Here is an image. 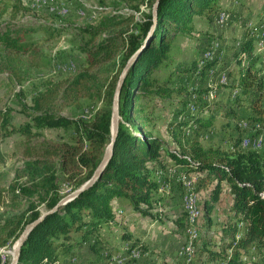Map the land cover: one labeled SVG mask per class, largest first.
<instances>
[{
  "label": "trees",
  "instance_id": "16d2710c",
  "mask_svg": "<svg viewBox=\"0 0 264 264\" xmlns=\"http://www.w3.org/2000/svg\"><path fill=\"white\" fill-rule=\"evenodd\" d=\"M125 1L135 10L140 11L141 4L150 10L142 13L141 20H135L129 13L114 12L103 16L95 26L78 28L81 34L88 36L87 45L83 48L88 67L73 77L56 82L46 95L34 97L30 109L40 113L32 114L29 122L17 128L19 133L28 137L37 135L32 132L33 128H63L73 132L71 142L55 144L54 149L70 190L77 189L90 178L110 141L114 90L126 62L137 53L122 83L118 130L109 163L91 187L48 214L29 232L21 246L17 264H55L60 257L77 255V249L85 244L94 256L98 255L105 246L99 230L102 226L117 227L115 212L118 210L114 203L119 201L144 216L158 218L159 214L152 212V208L157 201L154 191L161 187L154 175L158 168L167 165L164 153L175 165L183 166L186 174L200 176L197 183L200 188L215 182L210 200L204 206L206 212L219 199L221 182L227 183L233 195L230 210L234 213L235 222L223 229L227 239L219 253L226 257V264H248L241 258L242 252L253 243L261 246L264 238V152L205 148L183 131L181 120L175 121V127L171 128V138L176 144V148L171 150L148 129L153 117L139 102L146 96L161 98L170 94L171 90L154 76V72L171 57L175 35L190 31L193 15L212 10L217 0H158L153 29L152 7L156 0ZM29 31L24 30V34L17 32L14 36L4 34L0 38L14 52L13 56L0 62V70L7 71L11 77L19 75L18 70L25 66V62L43 55L33 43L22 42V35ZM245 36L236 45L239 70L234 84L233 110L228 114L235 116L234 106H246L253 110L254 115L244 119L253 122L251 126L258 124L262 128L264 67L256 66L261 57L254 52L257 46L256 42L253 46L254 37H248L247 33ZM214 64V60L207 61L200 73H207ZM57 98L66 105L79 104L83 99L97 100L101 105L87 120L73 119L49 112L51 103ZM196 106L199 112L203 111L199 105ZM203 115L197 118L198 124L209 125L210 117L208 121V114ZM0 121L7 124L8 114L0 111ZM50 158L27 159L21 168H16L15 177L6 187L0 183L1 211L5 209L14 213L20 206H27L12 216L4 211L2 216V229L7 237L12 238V244L25 225L40 216L38 203H44L48 211L64 196L59 192L56 164ZM22 177L24 181L20 180ZM8 194H12V198L8 199ZM34 196L37 203L32 200ZM239 223L244 224V230L240 238H235ZM73 233H79V236H73ZM122 236L131 237L129 233ZM91 237H94L93 241ZM6 242L7 239H2L0 245ZM136 245L142 246L143 243L133 240L129 247ZM227 249L232 250L230 255L226 254ZM130 250H125V257L129 256ZM128 259L134 258L129 257L122 264H129L126 262ZM0 264H5L1 252Z\"/></svg>",
  "mask_w": 264,
  "mask_h": 264
},
{
  "label": "rangeland",
  "instance_id": "374dc122",
  "mask_svg": "<svg viewBox=\"0 0 264 264\" xmlns=\"http://www.w3.org/2000/svg\"><path fill=\"white\" fill-rule=\"evenodd\" d=\"M149 10L145 4L140 5V11L135 10L125 0H0V38L4 34H24V30L29 29V32L22 35V42L33 43L43 54L25 62L16 77L0 70V111L8 114L7 124L0 121L1 186H7L15 177L16 168H21L25 160L51 157L50 160L56 164L60 194L65 196L72 192L54 147L61 142H71L73 132L63 128H33L32 132L37 135L28 137L19 133L17 128L29 122L32 114L40 113L30 109L34 97L46 95L56 82L73 77L88 67L83 52L88 36L81 34L78 28L95 26L103 16L114 12L129 13L135 20H141L142 13H148ZM222 11L227 12V19L221 24L217 21V16ZM190 24V31L175 35L171 57L154 72V76L171 90L170 94L161 98L146 96L139 100L153 117L148 129L171 150L176 148L171 138V128L175 127V121L181 120L183 131L205 148L252 151L249 147L238 150V146L244 135L257 136V133H261L253 132L250 128L253 122L244 119L254 115L253 110L246 106H234L235 116L229 115L228 111L233 110V95L236 92L234 84L239 70L236 45L242 42L246 33L248 37H254L253 46L255 42L256 45L263 42V48L257 45L254 52L261 57L256 66L264 67V50H261L264 49V0H217L212 10L195 13ZM4 44L0 40V62L14 55L12 49ZM210 50L213 58L209 61L214 60L215 64L207 73L202 74L200 60ZM223 73L228 77L226 84L220 82ZM100 105L99 101L88 99H83L76 105H66L63 100L57 98L51 103L49 112L56 116L87 120ZM196 105L203 111L199 112ZM209 105L211 106L207 107ZM183 111L184 114H181ZM205 113L208 114V121L210 117V123L199 125L197 118H202ZM241 121L248 123L247 130L239 128ZM262 128L264 129V124ZM257 152L264 150L258 149ZM163 156L167 165L165 168H158L154 175L161 187L154 191L157 201H154L155 207L152 208V212L159 214L155 215L158 218L133 211L123 202L114 203L115 208L118 210L119 207L121 210L120 213L115 212L118 225L114 232L129 233L131 237H126L124 243H118V248L116 245L113 247L112 243L108 244L109 247L103 246L98 255L85 260L88 263L83 262L84 258H90L86 253L89 248L85 251L83 249L87 245L85 244L81 250L77 249L79 251L75 256L78 260H73V256H70L67 263L68 257H60L56 260L59 264H71V260L76 264H122L127 258H133L132 256L137 257L128 259L127 263L226 264V257L219 251L223 250L226 244L224 230L235 222L234 213L230 210L233 195L230 196L227 183L221 185L219 199H222L212 203V209L206 212L204 206L210 200L215 182L211 181L204 188H200L197 184L200 176L186 174L183 166L168 160L165 153ZM169 168L176 172L171 173ZM180 172L185 175L179 176ZM20 180L25 179L22 177ZM192 193L195 200L189 204ZM7 198H12V194H8ZM32 200L37 203L36 196ZM25 205L20 206L19 211L14 213L25 209ZM192 205V212H189L187 207ZM38 209L41 213L46 211L44 203H38ZM4 211L8 216L14 213L0 210V240L7 239L5 244L0 245V252L4 263L9 264L15 242L12 244V238L7 237L2 229ZM237 226L239 229L235 238H240L244 224L239 223ZM104 231L102 233L106 235ZM72 235L78 237L79 233ZM117 236L113 241L118 242ZM93 239L94 237H91L92 241ZM128 239L140 241L143 245L129 247ZM126 249H131L128 257H124ZM132 251L139 254L136 255ZM82 252H85L86 256L82 255ZM231 253V249L226 250L227 255ZM241 256L248 264H264V238L261 246L253 243ZM116 257L121 258V261L113 260Z\"/></svg>",
  "mask_w": 264,
  "mask_h": 264
},
{
  "label": "water",
  "instance_id": "95a60500",
  "mask_svg": "<svg viewBox=\"0 0 264 264\" xmlns=\"http://www.w3.org/2000/svg\"><path fill=\"white\" fill-rule=\"evenodd\" d=\"M157 4H158V0L155 1L153 7H152V17H153V25H152V29L156 23V8H157ZM137 53L133 54L128 61L126 62L125 66L123 67L115 90H114V94H113V98H112V107H111V137H110V141L108 142V144L105 147V150L103 152V155L101 157V160L99 162V164L97 165V167L94 169L92 175L90 176V178L84 182L80 187H78L77 189L73 190L71 193L66 194L65 196H63L61 199H59V201L57 202V204L51 208L48 211H44L40 214V216L31 221L30 223L26 224L24 229L22 230L20 236L18 237V239L16 240L14 246H13V252H12V258L9 264H17V261L19 259L20 256V249L22 244L25 242L29 232L39 223L41 222L48 214L56 211L59 207L63 206L66 202L72 200L73 198H75L76 196H78L79 194H81L84 190H86L87 188L91 187L100 177L101 174L103 173V171L105 170L107 164L109 163V160L111 159V156L113 154V147H114V143H115V139L117 136V130H118V121H119V96H120V91H121V87H122V83L123 80L125 78V75L129 69V67L131 66V64L133 63V61L135 60Z\"/></svg>",
  "mask_w": 264,
  "mask_h": 264
},
{
  "label": "bare ground",
  "instance_id": "6f19581e",
  "mask_svg": "<svg viewBox=\"0 0 264 264\" xmlns=\"http://www.w3.org/2000/svg\"><path fill=\"white\" fill-rule=\"evenodd\" d=\"M226 19H227V12H225V11H222V12H220V14H218V16H217V21L219 22V23H223L224 21H226ZM226 23V22H225ZM263 36V35H262ZM260 38V37H259ZM258 38V39H259ZM264 37H262V39H263ZM261 40V39H260ZM258 43H260L259 45H260V47H262L263 46V42L261 41V42H258ZM258 45V44H257ZM258 45V46H259ZM256 46V45H255ZM263 48V47H262ZM261 49V48H260ZM260 49H259V51H260ZM261 50H264V49H261ZM259 51H257V52H259ZM212 51L210 50L209 52H207L206 54H205V56H204V58L203 59H201L200 60V64H199V67H202L207 61L209 62V60H211L212 58H213V56H212ZM264 58V57H263ZM222 78H221V80H220V82H221V84H226L227 83V75L225 74V73H223L222 75ZM220 84V85H221ZM240 128L242 129V130H247L248 129V127H249V125H248V123L247 122H245V121H242L240 124ZM250 128H251V130L253 131V132H261L260 134L259 133H257V134H259V135H254V136H251L250 134H246V135H244L243 136V138H241V140L239 141V146H238V149H243V148H251V150L252 151H257V149H262V150H264V131H261L262 130V128L260 127V125H258V124H256L255 126H251L250 125ZM170 172L171 173H175L176 171H174L173 169H171L170 168ZM161 174V173H160ZM178 175V174H177ZM185 174H184V172H180V174H179V176H184ZM161 184V183H160ZM194 193H192V195L189 197L190 198V200H189V204H191V203H193L192 201L193 200H195L194 199ZM193 207V205L192 206H190V207H187V209H188V211L189 212H191V208ZM135 249V248H134ZM139 251V250H138ZM132 253H136V255H137V253L139 254V252H134V251H132ZM131 254V253H130ZM134 255V254H133ZM125 257V256H124ZM133 258H136L137 256H132ZM117 258V257H116ZM124 260L126 259V258H123ZM71 262V264H76L74 261L72 262V260L70 261Z\"/></svg>",
  "mask_w": 264,
  "mask_h": 264
},
{
  "label": "crops",
  "instance_id": "0c3cea01",
  "mask_svg": "<svg viewBox=\"0 0 264 264\" xmlns=\"http://www.w3.org/2000/svg\"><path fill=\"white\" fill-rule=\"evenodd\" d=\"M224 181L223 182H221V185H223L224 186ZM230 196H231V193H230ZM222 198H220L219 199V201L221 200ZM232 200V199H231ZM231 200H229V201H231ZM228 201V202H229ZM230 203V202H229ZM120 208L118 207V213H120L121 211L119 210ZM151 226V225H150ZM152 227V226H151ZM107 228H109V227H107L106 226V228H105V226H102L101 228H100V232H101V234H102V237H103V241H104V245H108V244H110V243H112V245H113V247L115 246V247H119L118 246V243H124V242H126V241H124V237L122 236V234H119V232L118 233H116V232H114V231H116V227H110L111 229L109 230V229H107ZM105 230V231H104ZM102 231H104L105 233H107L106 235L104 234V233H102ZM117 234L119 235V236H117ZM118 237V242L117 241H113V238H115V237ZM120 239H121V241H120ZM131 240H133V239H128L127 240V243H131ZM108 247H109V245H108ZM84 249V251H85V249H88V247H85V248H83ZM80 250H81V248H80ZM89 251L88 252H86V253H88L87 254V256H90V258L88 259V258H84L83 259V262H85V260H90L91 259V257L94 255L93 254V252L90 250V249H88ZM77 251H79V250H77ZM83 254L82 255H84L85 254V252H82ZM85 256H86V254H85ZM66 258V257H65ZM111 258V257H110ZM68 260H69V257L67 258V260H66V262L68 263ZM77 260H78V258H77ZM55 264H59V261H57Z\"/></svg>",
  "mask_w": 264,
  "mask_h": 264
},
{
  "label": "built area",
  "instance_id": "2783aa9c",
  "mask_svg": "<svg viewBox=\"0 0 264 264\" xmlns=\"http://www.w3.org/2000/svg\"><path fill=\"white\" fill-rule=\"evenodd\" d=\"M258 151V149H257ZM189 177V176H188ZM191 212H192V208H191ZM133 255V254H132ZM77 257L76 256H73V260H75ZM113 260H120L121 261V258H116V259H113Z\"/></svg>",
  "mask_w": 264,
  "mask_h": 264
}]
</instances>
